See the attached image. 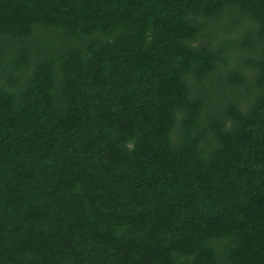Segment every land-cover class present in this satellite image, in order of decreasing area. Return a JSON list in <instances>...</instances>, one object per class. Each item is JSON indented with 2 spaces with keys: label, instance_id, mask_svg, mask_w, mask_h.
<instances>
[{
  "label": "trees",
  "instance_id": "1",
  "mask_svg": "<svg viewBox=\"0 0 264 264\" xmlns=\"http://www.w3.org/2000/svg\"><path fill=\"white\" fill-rule=\"evenodd\" d=\"M0 264H264V0H0Z\"/></svg>",
  "mask_w": 264,
  "mask_h": 264
}]
</instances>
